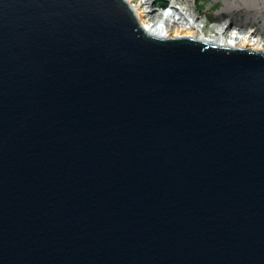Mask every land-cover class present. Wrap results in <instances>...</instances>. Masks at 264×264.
<instances>
[{
    "label": "water",
    "instance_id": "obj_1",
    "mask_svg": "<svg viewBox=\"0 0 264 264\" xmlns=\"http://www.w3.org/2000/svg\"><path fill=\"white\" fill-rule=\"evenodd\" d=\"M0 264H264V51L0 0Z\"/></svg>",
    "mask_w": 264,
    "mask_h": 264
},
{
    "label": "bare ground",
    "instance_id": "obj_2",
    "mask_svg": "<svg viewBox=\"0 0 264 264\" xmlns=\"http://www.w3.org/2000/svg\"><path fill=\"white\" fill-rule=\"evenodd\" d=\"M143 28L150 34L158 36L186 35L220 45L252 46L264 51V42L248 31H233L227 34V28L217 26L214 35H207L203 27L196 22V13L191 9L192 0H173L166 11L152 13L142 6L149 0L134 3L128 0ZM155 11V10H153Z\"/></svg>",
    "mask_w": 264,
    "mask_h": 264
},
{
    "label": "rangeland",
    "instance_id": "obj_3",
    "mask_svg": "<svg viewBox=\"0 0 264 264\" xmlns=\"http://www.w3.org/2000/svg\"><path fill=\"white\" fill-rule=\"evenodd\" d=\"M140 0H133L134 3ZM173 0H149L142 8L163 13ZM191 9L196 13V22L207 35H214L217 26L233 31H248L264 42V0H192ZM155 10V11H153Z\"/></svg>",
    "mask_w": 264,
    "mask_h": 264
}]
</instances>
